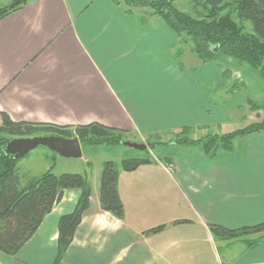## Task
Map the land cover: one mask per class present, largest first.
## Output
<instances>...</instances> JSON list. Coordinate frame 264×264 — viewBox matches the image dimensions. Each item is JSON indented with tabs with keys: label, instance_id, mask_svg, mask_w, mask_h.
<instances>
[{
	"label": "crops",
	"instance_id": "1",
	"mask_svg": "<svg viewBox=\"0 0 264 264\" xmlns=\"http://www.w3.org/2000/svg\"><path fill=\"white\" fill-rule=\"evenodd\" d=\"M183 45L163 21L128 15L114 0H30L0 20V126L3 113L15 122L98 123L141 143L223 127L248 95L264 99V81L249 66L231 58L202 64ZM81 146L71 172L87 175L91 205L60 262L59 222L76 210L77 189L65 192L17 256L0 252V264H264V242L250 247L247 239L223 242V261L210 231L264 224V132L237 141L231 154L180 148L159 155L172 157V168L123 172L124 220L101 210L100 177L105 161L126 156L95 163L92 148Z\"/></svg>",
	"mask_w": 264,
	"mask_h": 264
},
{
	"label": "trees",
	"instance_id": "2",
	"mask_svg": "<svg viewBox=\"0 0 264 264\" xmlns=\"http://www.w3.org/2000/svg\"><path fill=\"white\" fill-rule=\"evenodd\" d=\"M30 0H14L0 10V20L20 10ZM190 11L181 10L176 0H114L118 8L128 15L162 20L184 44H191L192 52L202 64L225 63L228 58L247 64L264 81V0H187ZM144 10L146 12H144ZM247 23L251 29H248ZM217 49V52L215 51ZM181 53L178 54V58ZM229 77V74H226ZM243 86V85H242ZM237 86L234 87L236 91ZM247 105L252 112L264 107L251 97ZM199 129L183 128L178 132L179 144L200 146L204 155L215 158L219 154H231L237 141L250 135L264 132V118L242 129L229 132H213L200 139L188 136ZM60 136L78 138L87 146L119 145L126 142L123 131L93 123L86 126H58L53 124L15 122L6 113L2 114L0 126V252L15 257L21 248L36 234L44 218L59 204L67 190L82 192L76 210L63 216L59 222L60 262L74 240L78 226L90 208L92 188L86 174L68 173L56 175L48 171L42 177L32 179L22 187L16 158L7 152V145L17 138ZM183 137V139H182ZM181 138V139H180ZM156 146H153V148ZM152 148V147H150ZM162 163L172 168V157L127 158L120 163L105 161L100 177L101 210L125 219L124 206L118 190V181L123 172H134L140 167ZM180 221L176 224H185ZM165 227L153 229L145 234H158ZM216 241L233 242L244 240L250 247L264 242V224L252 228L229 230L210 225ZM261 236L254 240L252 236Z\"/></svg>",
	"mask_w": 264,
	"mask_h": 264
},
{
	"label": "rangeland",
	"instance_id": "3",
	"mask_svg": "<svg viewBox=\"0 0 264 264\" xmlns=\"http://www.w3.org/2000/svg\"><path fill=\"white\" fill-rule=\"evenodd\" d=\"M14 0H0V10L6 6L12 4ZM175 5L186 12L190 11L189 2L187 0H176ZM144 12H146L144 10ZM162 21V20H161ZM248 29H251L250 24L247 23ZM185 44L183 45V50H185ZM220 63V62H216ZM225 64V63H220ZM248 66L247 64H245ZM262 92L264 93V88L262 87ZM248 97H250L248 95ZM216 99H224V94L222 92L216 93ZM258 102V101H257ZM264 107V99L258 102ZM264 118V109L258 112H252L248 105L243 108L241 107L237 112L232 113V120L228 125L221 127H213L209 129H199L192 131L190 135L184 136L192 140L200 139L201 137L211 134V133H222L234 131L237 129H242L247 125L259 121ZM178 132L162 135H154L149 137L144 142H136L137 140L133 136H125L124 140L131 143H139L148 146L146 151H139L134 148H130L124 144L119 145H100V146H87L84 148L87 151L88 147L92 148V156L94 162L99 160H114V158H145L148 156L159 157L161 154H170L179 151L180 148H191L194 146H187L179 144ZM181 139V138H180ZM183 139V137H182ZM153 146H156L153 148ZM152 147V148H150ZM199 147V146H196ZM119 161V159H116ZM76 159H67L59 156L57 153L49 150L46 147L40 146L37 149L30 152L28 155L20 158L18 160V170L21 175L22 187L29 184L32 179H37L42 177L48 171H52L56 175L77 173L71 172L77 167ZM261 236H253L254 240H257ZM216 246L219 253L222 255V260L224 261L223 254L227 252L226 244L220 241H216Z\"/></svg>",
	"mask_w": 264,
	"mask_h": 264
},
{
	"label": "water",
	"instance_id": "4",
	"mask_svg": "<svg viewBox=\"0 0 264 264\" xmlns=\"http://www.w3.org/2000/svg\"><path fill=\"white\" fill-rule=\"evenodd\" d=\"M217 52V49H215ZM124 145L139 151H146L148 146L139 143L123 142ZM43 146L67 159H81L82 146L78 138L66 139L60 136H39L17 138L9 142L7 152L16 158L24 157L38 147Z\"/></svg>",
	"mask_w": 264,
	"mask_h": 264
}]
</instances>
